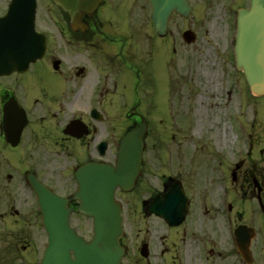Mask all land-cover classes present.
Segmentation results:
<instances>
[{
  "label": "flooded vegetation",
  "instance_id": "flooded-vegetation-1",
  "mask_svg": "<svg viewBox=\"0 0 264 264\" xmlns=\"http://www.w3.org/2000/svg\"><path fill=\"white\" fill-rule=\"evenodd\" d=\"M11 1L0 0V19ZM243 1H206L207 22L221 41L231 36ZM35 4V28L47 37L44 53L24 71L0 75V238L8 229L18 242L25 237L10 228L25 217L34 223L40 218L29 177L64 197L70 222L80 223L75 170L87 162L114 165L125 133L144 120L149 134V127L163 122L164 69L173 82L177 63L174 56L165 64L158 58L172 32L156 35L149 0H101L82 15L77 31L53 0ZM237 76L239 131L230 160L214 153L210 141L193 150L176 141L171 172L165 173L162 134H155L151 164L160 174L144 150L133 188L116 190L121 264H264V96L253 97L246 88L245 119L244 75ZM145 172L157 175L155 185L146 182ZM22 248L33 250L30 242Z\"/></svg>",
  "mask_w": 264,
  "mask_h": 264
},
{
  "label": "water",
  "instance_id": "water-1",
  "mask_svg": "<svg viewBox=\"0 0 264 264\" xmlns=\"http://www.w3.org/2000/svg\"><path fill=\"white\" fill-rule=\"evenodd\" d=\"M54 1L69 12L74 23L98 0ZM150 2L154 27L160 35L166 33L167 21L173 11L181 16H187L190 11L187 0ZM12 6L10 13L0 22V73L25 67L41 55L43 48L39 42H45V38L33 28V0L23 4L16 0ZM17 6L24 10L19 9L13 15ZM13 22L18 25L9 26ZM184 38L187 42L194 40L191 32L185 33ZM235 52L237 67L244 71L252 93L264 94V0H250L249 9L239 12ZM144 134L145 126H141L120 140L115 169L86 166L76 172L78 190L74 196L80 201L78 210L93 218V235L89 242L69 227L70 209L65 207V201L31 180L38 196L42 226L48 236L39 264H120L123 253L118 244L122 234L121 217L114 190L117 186L128 189L134 184L139 174Z\"/></svg>",
  "mask_w": 264,
  "mask_h": 264
},
{
  "label": "rangeland",
  "instance_id": "rangeland-1",
  "mask_svg": "<svg viewBox=\"0 0 264 264\" xmlns=\"http://www.w3.org/2000/svg\"><path fill=\"white\" fill-rule=\"evenodd\" d=\"M204 1L194 0L196 13L187 23L183 24L180 19L173 18L170 24L173 35L170 39L177 37L176 42L179 43L176 45L175 54L177 63L174 67L175 71H172L175 81L170 87V70L164 66L160 110L161 114L164 115L165 122L161 127H158L159 131H156L157 127H153L148 138V149L145 152L146 162H149V167L156 172L159 170L151 164V159L157 150L155 134L164 135L162 158L164 165L169 168L163 171H168V173L171 172L170 167L173 166L171 154L176 141H180L181 147L184 146L185 142H189L188 145L191 149L195 148L199 142L210 141L213 145V151L226 153L229 160L238 142L235 133H238L239 127L235 117L240 104V96L237 92L239 86L236 82L233 62L226 56L230 47L223 37L221 41L217 32L211 30L212 26L207 22L209 11L205 9ZM188 27L196 34V41L190 45H186L181 38L182 32ZM47 33L54 42L56 39L55 32ZM217 39L219 40L216 42ZM172 46V42L170 44L164 42V47L159 53L158 58L164 64L173 58ZM243 95V99H245V91ZM197 99H199V103L196 102ZM198 107L202 111L200 116L202 125L196 129V118L193 113ZM170 111L174 114V123L170 117ZM158 113L160 114V111ZM244 114V118H246L248 116L246 115L247 105H245ZM217 130L219 131L218 136L216 135ZM173 136L175 139L171 142ZM156 176L145 172L146 182H150L152 185L157 182ZM28 210L29 208H26V212ZM27 218H23L18 225L10 228L16 230L15 232L16 234L19 233V236H24L25 240L18 242L16 238H11L9 235L11 232L8 229L4 230L0 238V264H33V257H29L31 253L35 262L38 261L46 244V237L39 223L30 222ZM73 225L79 228L80 233L85 238L90 237L91 224L89 220L81 218L80 223ZM17 242L18 245H16ZM28 242L33 248L31 253H29L30 248H22Z\"/></svg>",
  "mask_w": 264,
  "mask_h": 264
},
{
  "label": "bare ground",
  "instance_id": "bare-ground-1",
  "mask_svg": "<svg viewBox=\"0 0 264 264\" xmlns=\"http://www.w3.org/2000/svg\"><path fill=\"white\" fill-rule=\"evenodd\" d=\"M196 102L199 103V99H197ZM200 107H201V106H200ZM200 107L196 108L195 111H194V113H193V115H194L195 118H196V124H195V128H196V129H199V128L201 127V125H202V124H201V121H200V116H201V114H202V111H201ZM218 132H219V131L217 130V131H216V135H217V136L219 135Z\"/></svg>",
  "mask_w": 264,
  "mask_h": 264
}]
</instances>
